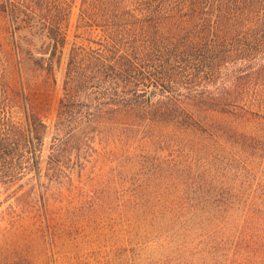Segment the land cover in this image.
<instances>
[{"label": "trees", "instance_id": "1", "mask_svg": "<svg viewBox=\"0 0 264 264\" xmlns=\"http://www.w3.org/2000/svg\"><path fill=\"white\" fill-rule=\"evenodd\" d=\"M74 1L0 0L54 83ZM77 28L95 36L69 52L53 125L0 75L29 137L0 122V170L27 141L51 186L73 182L101 137L141 177L148 264H264V0H80Z\"/></svg>", "mask_w": 264, "mask_h": 264}, {"label": "rangeland", "instance_id": "2", "mask_svg": "<svg viewBox=\"0 0 264 264\" xmlns=\"http://www.w3.org/2000/svg\"><path fill=\"white\" fill-rule=\"evenodd\" d=\"M79 5L80 0H75L55 83L35 66L39 47L29 48V39L18 32L10 15L0 13V75L12 92L23 93L37 106L49 125L56 121L71 48L85 47L95 36L77 28ZM46 88L48 92L41 91ZM23 95L0 104V122L20 131L26 130L21 125L26 109ZM1 128L7 127L0 124ZM51 138L45 139L43 157ZM108 144L96 137L90 148L83 149L86 169L72 175L73 182L51 186L48 179L53 174L47 172V163L37 167L40 153L26 141L15 164L8 171L0 170V264L149 263L144 223L131 215L137 202L132 188L141 177L127 164L129 152L111 157L104 152ZM151 157L155 159L154 152ZM62 175L67 179V174ZM152 257L156 261L162 256Z\"/></svg>", "mask_w": 264, "mask_h": 264}]
</instances>
